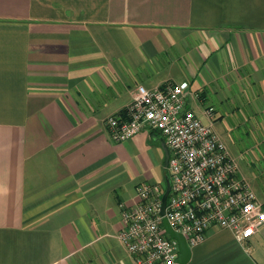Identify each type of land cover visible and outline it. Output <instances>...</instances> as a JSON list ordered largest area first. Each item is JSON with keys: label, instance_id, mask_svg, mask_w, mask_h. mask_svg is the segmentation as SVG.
Segmentation results:
<instances>
[{"label": "crops", "instance_id": "crops-1", "mask_svg": "<svg viewBox=\"0 0 264 264\" xmlns=\"http://www.w3.org/2000/svg\"><path fill=\"white\" fill-rule=\"evenodd\" d=\"M183 81L264 210V0H0V264H136L122 211L140 184L165 191L167 147L113 142L104 120ZM189 248L186 264H264V224Z\"/></svg>", "mask_w": 264, "mask_h": 264}, {"label": "built area", "instance_id": "built-area-1", "mask_svg": "<svg viewBox=\"0 0 264 264\" xmlns=\"http://www.w3.org/2000/svg\"><path fill=\"white\" fill-rule=\"evenodd\" d=\"M199 98L186 81L139 88L124 119L104 120L113 142L147 129L158 132L168 149L170 190L163 214L164 190L157 184L138 185L135 205L122 211L118 238L136 264H177L178 245L163 220L188 247L203 241L209 230H227L241 242L264 224L261 204L213 129L214 110H203L204 122L190 108L189 100Z\"/></svg>", "mask_w": 264, "mask_h": 264}, {"label": "water", "instance_id": "water-1", "mask_svg": "<svg viewBox=\"0 0 264 264\" xmlns=\"http://www.w3.org/2000/svg\"><path fill=\"white\" fill-rule=\"evenodd\" d=\"M168 164V149L165 148L164 151V166ZM170 190V181L167 178L165 191L162 196V206H161V214H163V209L165 206L166 198ZM163 226L166 230V234L177 242L178 245V257L176 260L177 264H186L190 259V248L187 246L184 238L179 234L171 230V228L167 225L166 221L163 220Z\"/></svg>", "mask_w": 264, "mask_h": 264}, {"label": "rangeland", "instance_id": "rangeland-1", "mask_svg": "<svg viewBox=\"0 0 264 264\" xmlns=\"http://www.w3.org/2000/svg\"><path fill=\"white\" fill-rule=\"evenodd\" d=\"M183 82H184V81H183ZM179 83H182V82H179ZM198 114H200V113H198ZM199 116H200V117H203V116H201V115H199ZM202 120H203L204 122H207V120H206L204 117L202 118ZM215 129L217 130V132H218L219 134H222V135H223V131H222V127H221V126L216 125ZM217 136H218V135H217ZM219 138H220V137H219ZM221 141H222V140H221ZM223 142H224V141H223ZM227 147H228L229 150L232 151V152H233V150H235V146L232 145L231 141L228 142Z\"/></svg>", "mask_w": 264, "mask_h": 264}]
</instances>
